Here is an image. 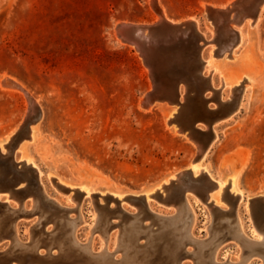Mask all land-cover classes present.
I'll return each instance as SVG.
<instances>
[{"label": "rangeland", "instance_id": "obj_1", "mask_svg": "<svg viewBox=\"0 0 264 264\" xmlns=\"http://www.w3.org/2000/svg\"><path fill=\"white\" fill-rule=\"evenodd\" d=\"M154 1L153 4L151 0H0V141L7 138L9 132L19 129L26 117L31 121V125L39 120L40 133L37 140L30 142V145L27 144L29 147L27 148L26 145L23 151L17 150V146L22 141H27L26 136L20 140L14 151L17 150L15 153L17 161L27 156L35 159L36 171L40 169L39 176L41 175L42 181H36L35 186L25 187L22 190L0 187V202H7L0 204V218L7 216L2 227L4 237L0 239L2 254L9 253L10 256H16L22 251V254L37 258L38 252L43 254L62 252L61 249L71 243L69 239L66 241L64 239L71 232V229H68L69 223L78 215L80 204L86 221L79 225L77 231L82 243L74 247L76 253H82L84 257H93L86 250L85 242L92 234L90 229L94 223L91 220L95 213L99 214L101 226L111 230V243L118 231L123 237L124 228L132 221L142 224L140 231H143V234L139 232L131 239L127 251V255L135 259L134 264L141 261H151V264H170L171 259V264H193V262L200 264L199 252L202 251V243L198 244L187 235V232H182L187 226L178 223L183 206L186 208L187 196L191 198L198 213L194 232L200 238H206L210 234L206 215L209 213V208L214 211V230L219 237L216 242L205 247L206 264H214L213 253L216 245L213 244L224 238L227 241L220 245L218 260H223L228 253L235 259L238 251L242 250L239 242L232 238V234L237 229V207L240 215L242 214L241 217L243 216V223L245 220L244 229L248 235L251 237L256 235L259 238L264 236V14L261 21L250 28L249 41L237 49L235 53L237 57L222 60L224 56L220 54L224 47L229 48L233 43L236 44L237 35L230 27L234 26L233 24H235L234 28L239 27L241 23L238 20L245 17L259 0H247L248 3L244 6H241L243 5L241 3L237 17L232 16L234 11L219 14L224 17L223 20L219 16L209 17L207 7L212 4L229 5V0ZM231 1L234 3L237 0ZM249 5L252 6L248 8ZM161 8L165 10L168 18L177 21L176 23L184 22L192 16L200 20V30L206 34L208 40L201 53L206 60L211 55L210 47L213 46L218 53L215 59L219 60L217 61L219 71L214 72L212 76L217 89L215 96L223 95L226 98L230 92L228 84L222 88L221 74L234 79L246 72L254 78V84L249 87L248 99H245L244 103L246 100L247 102L234 113L214 123L218 130V137L215 139L217 144L206 158L214 174L223 176L240 174V183L245 194L239 198L227 187L226 199L223 200L227 211L222 210L221 207L217 208L213 202L212 205L208 203L211 200L207 199V194L215 181L203 173L194 179L195 176L188 168L192 159L197 156V144L205 149L209 139L208 133H195L191 136L187 131V136L191 138L189 140L183 130L180 131L181 133L175 132L172 125L177 124L170 125L166 118L167 111L171 109L170 105L177 104L163 99L156 102L171 104L154 106L146 110L143 100L140 102L154 86L152 70L136 44L120 36L118 25L124 21L135 24L141 22L144 25L157 23L155 18L160 15ZM246 17L248 19L250 16ZM251 18L254 20V17ZM200 43L202 44V40ZM203 71L210 76L208 69ZM5 74L9 77H4ZM10 78H14L17 83L21 82L19 84H23L22 87L26 91L1 87L5 85L10 88V85L6 84ZM180 85L185 89L184 83ZM241 90L242 85L236 88L235 95L231 98L234 99L232 103L236 102ZM212 95L214 92L208 90L206 96L209 98ZM140 103L144 107L140 106ZM209 105L217 107L216 100L211 99ZM228 110V106L223 107L221 113ZM198 124L205 125L202 122ZM16 132L18 130L14 134ZM23 135H27V129L17 133L11 142L12 146ZM4 150L6 152V148ZM0 168L2 173L4 171L2 164ZM174 172L177 173L175 180L167 183V189L163 188L165 190L163 196L160 194L163 190H160L151 197L152 200L150 198L153 207L156 210L164 209V213H167L165 216H171L170 219L156 214L149 208L148 203L147 205L143 202L145 201L143 197L136 200L127 196L123 203H116L108 195L106 198L98 194L107 190L110 192L119 190L118 192L124 191L125 194L132 195L143 194ZM181 173L184 175L181 176ZM33 175L35 176V172ZM56 176L66 183L88 184L97 191L93 196L83 195L74 190L69 192L55 184ZM23 186H27L26 182L23 185L20 183L17 188ZM200 186L203 191L199 190ZM70 195L73 197L68 202L67 198L69 199ZM33 202L38 203L35 207L38 213L35 212V215L34 211H28L32 208ZM8 204L19 209L11 211ZM25 204L27 210L22 209ZM220 209L227 215L223 212L221 214ZM39 219L40 223L36 224ZM223 221L225 222L222 223ZM14 222L17 223L18 234L24 245L15 244ZM177 224L178 226L167 231L164 237L160 236L163 228ZM31 228H35L37 233ZM39 236L40 244L35 245ZM93 236L94 248L98 250L102 242L106 241L105 236L99 230H96ZM170 236L175 240L173 241ZM256 250L257 254L246 264H261V262L264 264V246H258ZM120 254L125 256L123 251H117L113 255ZM113 255L112 258L116 261L113 264L125 262L122 255L119 258ZM154 255H158V258ZM26 259L20 260L27 263ZM13 261L16 263L17 259ZM46 261L49 262L44 259L41 264H47ZM125 264L130 263L125 262Z\"/></svg>", "mask_w": 264, "mask_h": 264}, {"label": "bare ground", "instance_id": "obj_2", "mask_svg": "<svg viewBox=\"0 0 264 264\" xmlns=\"http://www.w3.org/2000/svg\"><path fill=\"white\" fill-rule=\"evenodd\" d=\"M152 1V3L154 4V0H151ZM157 2V1H156ZM232 1L231 0H229V5H227V4H223V5H216V4H212V6L213 7H216V8H218V9H220V10H222V11H220L221 12V14H228V13H230L231 11H232V13H233V11H234V14H232V16L233 17H237L238 16V10H239V8H236V7H233V3H231ZM235 2V1H234ZM218 6V7H217ZM243 6H244V4H243ZM239 7H241V6H239ZM229 8V9H228ZM252 9V8H251ZM249 10V9H248ZM247 10V11H248ZM159 13V12H158ZM248 13V12H247ZM263 14H264V0H262V2L260 3V5H259V8H258V10H257V13L255 12V11H253V9L252 10H249V13L247 14V15H245V17H243V18H246V19H241V20H238V22H240L241 23V25L239 26V27H235L234 28V26H235V24H233L234 26H231L230 27V29L232 30V31H234L235 32V34L237 35V38L238 39H236L237 40V42H236V44L235 45H233L232 44V46L231 47H229V48H227V47H224V49H223V51H222V53H220L222 56H224L223 58H221L222 60H231L230 58H235V57H237L236 55H235V53L237 52V49H239L241 46H244L245 44H247L248 43V41H249V30H250V28L251 27H253L254 25H257L260 21H261V18H262V16H263ZM161 15V16H160ZM160 17L159 16H156V18H155V20H157V22H160L162 19H166L167 21H169V22H173V23H176L177 21H175V20H172V19H170V18H168V16H167V14H166V12H165V10L164 9H160ZM229 15H231V14H229ZM254 15H255V19L253 20L252 18V20L250 19V17H254ZM217 16H219V18L221 19V20H223L224 19V17H222L221 15H216V17ZM246 16H250L248 19H247V17ZM227 18V17H226ZM229 18V17H228ZM231 19V18H230ZM230 19H229V21H230ZM231 20H233V19H231ZM186 21H192L193 23H194V26H195V28H196V30L198 31V32H200L201 34L203 33V35H204V37H206V34L204 33V32H202L201 30H200V27H199V22H200V20L197 18V17H195V16H192V17H189L188 19H186ZM212 21V20H211ZM154 22V21H153ZM152 22V23H153ZM223 22V21H222ZM122 23V22H121ZM123 23H125V21L123 22ZM130 23V22H129ZM132 23V22H131ZM134 23V22H133ZM154 23H156V22H154ZM226 23H228V22H226ZM235 23V22H234ZM135 24V23H134ZM139 24V23H138ZM140 24H141V22H140ZM148 24V23H147ZM212 24H214V22L212 23ZM217 24V23H216ZM237 24V23H236ZM142 25H144L143 23H142ZM149 25V24H148ZM232 25V24H231ZM238 25V24H237ZM229 26V25H228ZM215 27V26H214ZM213 27V28H214ZM218 28V27H217ZM236 29V30H235ZM117 30V29H116ZM220 30V29H219ZM215 31V30H214ZM216 31H217V29H216ZM217 34V33H216ZM215 35V34H214ZM222 36V35H221ZM119 37V36H118ZM122 37V36H121ZM213 38H214V36H213ZM221 38V37H220ZM123 39V38H122ZM207 39V38H206ZM210 39V38H209ZM226 39V38H225ZM218 40V39H217ZM119 41L120 42H122V40L121 39H119ZM214 41V40H213ZM222 41V40H221ZM211 43H214V42H211ZM217 44V43H216ZM215 44V45H216ZM202 45V44H201ZM132 46V45H131ZM218 46V45H217ZM211 48V55H210V58L208 57L207 58V60L204 58V55L201 53V57L203 58V60H204V69H208V71H210V76L209 77H211L210 79H211V86L213 87V88H216L215 87V81H213V79H214V77H213V79H212V76H213V74H215L214 72H216L217 70L219 71V69H218V66H217V61H219V60H217V59H215L216 57V55L218 54V53H216V50L214 49V47L212 46V47H210ZM210 50V49H209ZM229 51V53H227ZM153 55H154V59L156 58V57H160V58H162V60H161V69L159 68L158 70L157 69H155L157 72H160V71H165V69H171V68H173V66H172V64L171 63H174V61L176 62V61H181V59H180V53H176V54H170L167 50H165L164 52H162L161 54L159 53V52H156V50H154L153 51ZM144 56V55H143ZM220 59V60H221ZM169 62V65H167V66H164L163 67V62ZM228 63V62H227ZM221 64V63H220ZM152 65H154V60L152 61V63L151 64H149V66L151 67L150 69L152 70V72L154 71L153 70V67H152ZM171 65V66H170ZM168 67H170V68H168ZM203 69V70H204ZM161 73V72H160ZM158 74V76L156 77V80L159 82V83H162V84H164V85H168V86H173V84H174V81L171 79V78H167L166 77V75L165 74ZM206 72H204L203 71V75H205L206 76V74H205ZM7 76V74H5V76L4 77H6ZM179 76V75H178ZM9 77V76H8ZM8 77H6V78H8ZM3 78V77H2ZM220 79L222 80L221 82H222V88L224 87V86H226L227 84L229 85V89H230V92H229V94H228V96H226V98L225 97H223V95H222V97H220V99L222 100V101H227V100H230L231 98H233L234 97V92L236 91V88H237V86H240V85H242V90L240 91L241 93L239 94V96H238V98H237V103H236V107H235V109L234 110H232L231 112H229L227 115H229V114H231V113H234L235 112V110L236 109H240V106L241 105H244L246 102H247V100H246V102L244 103V101H245V99H248L247 98V95H248V93H249V87L251 86V84H254L253 82H254V78L250 75V74H248V73H241V74H239L238 76H236L234 79L233 78H230V77H227V76H225L224 74H221L220 75ZM5 80V79H4ZM4 80H2V81H4ZM182 82L181 83H184L185 84V89L179 84V86H178V88H179V100H180V102H184V98H185V96H186V94H187V84H186V81L185 80H181ZM214 82V83H213ZM20 84H21V82H19ZM19 83H17V82H15V80H14V78H10V79H8L7 80V83L6 84H8V85H10V88H8V87H6L5 85H1V87H3L4 89L6 88V89H10V90H15L16 88H19V89H22V90H24V91H26V89H24L22 86H23V84L22 85H20ZM153 86V85H152ZM253 87V86H252ZM251 87V88H252ZM152 90V89H151ZM19 91V90H18ZM224 92V91H223ZM25 93V92H24ZM31 95V94H30ZM215 92H214V95H212V96H210L209 97V100H211V99H215L216 100V98H215ZM214 96V97H213ZM207 97V96H206ZM208 98V97H207ZM142 100H144V99H141V101L140 102H142ZM232 100H234V99H232ZM29 101V100H28ZM217 101V100H216ZM30 102V101H29ZM156 102V101H155ZM154 102V103H155ZM232 102V101H231ZM39 103V102H38ZM171 104V103H170ZM169 103H166V102H156L153 106H146V107H144V106H142L141 105V103H140V106H142V107H144V109H146V110H150L152 107H154V106H160V107H162V106H164V105H170ZM226 105V103H224L223 104V106H225ZM39 106V105H38ZM213 106V105H212ZM208 107L209 108H211V109H217V107H211L209 104H208ZM226 107V106H225ZM170 110L169 111H167L168 113H167V120H168V123H170V125L172 124V123H176L177 125H172L173 127L172 128H174V131L175 132H177V133H181V132H183V131H181L182 130V128L180 127V124L178 123V122H176L177 121V116H176V114H181V111L180 110H182L181 109V107H180V104H177V105H175V106H171L170 105ZM238 111V110H237ZM34 114H35V112H33ZM40 115V114H39ZM227 115H225L226 117H227ZM225 116H223L224 118H226ZM197 117V116H196ZM223 117H221V118H223ZM220 118V119H221ZM223 118V119H224ZM230 118H231V116H230ZM35 119H37V118H35ZM39 121V120H38ZM38 121H35V122H33V124L30 126V133H29V136H27L28 137V139H30V140H28L27 139V141H22V143L19 145V146H17L18 148H17V150H20V151H23V148H25V146L27 145V144H29L30 142H32V141H34L35 139L37 140V136L39 135V133H40V127H39V123H38ZM217 121V120H216ZM215 121V122H216ZM218 121H219V119H218ZM199 122H202V124L204 123L206 126H207V124H206V122H204V121H202V120H200V119H197V123H199ZM214 122V123H215ZM167 123V124H168ZM214 123L212 124V130H213V133H214V135H213V137H212V139L210 140V142H209V144H208V146H207V148H205V149H203L202 148V145H200L199 143L197 144V156L194 158V159H192V161L190 162V164H189V166H188V168L191 170V173L195 176V177H197V175H199L200 173H203V174H206L207 176H209V177H211L214 181H215V184H214V186L210 189V191H209V193L207 194V199L208 200H211L210 202H208V203H210L211 204V202H213L214 204H216L217 206V208L218 207H221L222 208V210H224V211H227L228 209L227 208H225L224 207V204L225 203H223V200H225L226 199V197H225V193H226V188L227 187H229V189L231 190V192L234 194V195H237L239 198H242L244 195L243 194H245L244 193V191H243V189H242V187H241V183H240V174L238 175L237 173H232V174H228V175H226V176H223V175H220L219 173V175H217V174H214L211 170H210V166H209V164H207L208 162H206V158H207V156L210 154V152H212L211 150L213 149V147L217 144V142L215 141V139L218 137V134H217V128H216V125L214 126ZM219 124V123H218ZM217 124V125H218ZM201 125V124H200ZM199 124H197V126L199 127V128H201V129H203V130H206V128L208 127H205V125H202V126H200ZM177 126H179V128L177 127ZM214 126V127H213ZM18 127V126H17ZM16 127V128H17ZM19 128V127H18ZM16 130H18V129H15V130H13L11 133L9 132V134H7L8 136H7V138L5 137V139L4 140H1L0 141V152L2 153V154H5V150H4V148H6L8 145H9V141H10V138H11V136H13V134H14V132L16 131ZM181 131V132H180ZM185 133H184V135L190 140L191 138H189L188 136H187V131H184ZM198 134V133H197ZM182 135V134H181ZM188 135H190V134H188ZM24 137L26 136V135H23ZM22 136V137H23ZM192 136V135H191ZM200 137V136H199ZM21 138V137H20ZM195 138V137H194ZM208 139V138H207ZM19 140L20 139H18V141L17 142H19ZM202 140V139H201ZM200 140V141H201ZM204 140V139H203ZM218 140V139H217ZM195 142H197L196 140H194ZM199 141V140H198ZM191 142V141H190ZM193 142V141H192ZM30 145V144H29ZM29 145H27V148L29 147ZM205 146H206V144H205ZM16 148V147H15ZM215 148V147H214ZM17 150H16V152L15 153H17ZM7 151V150H6ZM31 154V153H30ZM209 157V156H208ZM1 158V157H0ZM15 159H16V157H15ZM17 160V159H16ZM20 160V159H19ZM18 162H20V165H22V164H25V166H27V167H30V168H37L35 165H36V163H35V159H32L31 157H29V156H27V157H23L20 161H18ZM0 164H1V159H0ZM4 167V166H3ZM5 168V167H4ZM3 168V169H4ZM38 168H40V167H38ZM38 170V169H37ZM39 171H40V169H39ZM39 171H37V178H38V181H41V178H40V176H39ZM180 173V172H179ZM42 174V173H41ZM176 172H174V173H172V175H170V176H168V178H166L163 182H161L160 181V183L157 185V186H155V187H153V188H151V189H149V190H146L142 195H143V198H144V200L145 201H143V202H145L146 204L148 203L149 204V208H151V209H153L155 212H156V214H160V216H162V215H164L163 217H165V218H168V219H170V217L171 216H165L167 213H164V209H160V210H156L154 207H153V203H151V201H150V198L151 197H153V196H155V193L156 192H160V190H163V188H165V189H167L168 187V185H167V183H169L171 180H175V177H176ZM183 173H181V176H183L182 175ZM180 175V174H179ZM179 175H177V176H179ZM55 176V175H54ZM183 178V177H182ZM201 178V177H200ZM203 178V177H202ZM179 179H180V176H179ZM197 179V178H196ZM51 180V179H50ZM54 180H55V184L59 187V188H61V189H64V190H68L69 192H71V191H76V192H81V194H83V195H90V196H93V195H95V191H97V190H95L94 188H92V186H90V185H88V184H85V183H82V184H79V185H75V184H70V183H66L65 181H63L60 177H58V176H56L55 178H54ZM180 180H182V179H180ZM187 180H185V182H186ZM42 182V181H41ZM182 182H183V180H182ZM182 182H180V183H182ZM22 183V185L25 183V182H21ZM188 183V182H187ZM44 184V183H43ZM185 184V183H184ZM183 185V184H182ZM21 186V185H20ZM35 186V185H34ZM185 186H186V184H185ZM43 187H44V185H43ZM195 188V187H194ZM210 188V187H209ZM39 189V188H38ZM187 189V188H186ZM190 188L188 187V190H189ZM44 190H45V192H46V189H45V187H44ZM194 190V189H193ZM199 190L200 191H203V188L200 186L199 187ZM5 191V190H4ZM9 191V190H8ZM39 191V190H38ZM119 191V190H118ZM118 191H108L107 190V192H99L98 194L101 196V197H105L106 195H108L109 197H111V196H113V197H111L112 199H114V201H116V203H119V202H122V201H124V200H126V198H127V196H130V195H132V194H125L124 193V191L123 192H118ZM121 191V190H120ZM126 191V190H125ZM192 191V190H191ZM195 191V190H194ZM10 192V191H9ZM9 192H8V194H9ZM79 192V193H80ZM137 192V191H136ZM165 192V190H163L162 192H160V194H161V196H163V193ZM186 192V191H185ZM38 193H40V192H38ZM47 194H48V192H46ZM128 193V192H127ZM131 193V192H130ZM133 193H134V191H133ZM141 193V192H140ZM181 193V192H180ZM3 194V193H2ZM1 194V195H2ZM7 194V195H8ZM32 194V193H31ZM70 194V193H69ZM72 194V193H71ZM137 194V193H136ZM179 194V193H178ZM264 194V193H263ZM17 195V194H16ZM33 195V194H32ZM37 195V194H36ZM140 194H138V195H136V196H139ZM199 195V194H198ZM259 195H260V193H259ZM35 196V195H34ZM108 196H106V198L108 197ZM187 196V195H186ZM3 197V196H2ZM12 197V196H11ZM68 197V196H67ZM71 197H73V195H70V197H69V199L67 198V201L68 202H70L71 201ZM115 197V198H114ZM166 197V196H165ZM175 197V196H174ZM264 197V196H263ZM6 198V197H5ZM91 198V197H90ZM139 198L140 197H137L136 198V200H139ZM0 199H1V196H0ZM9 199H10V197H9ZM74 199H76V198H74ZM77 199H79V198H77ZM81 199V198H80ZM168 199H170V198H168ZM204 199H205V197H204ZM236 199V198H235ZM54 200V199H53ZM55 200H57L60 204H63L62 203V201H59L58 199H56L55 198ZM64 200H66V198L64 199ZM151 200H152V198H151ZM172 200H173V198H172ZM207 200V201H208ZM243 199H241V201H242ZM105 201V200H104ZM3 202H5V201H3ZM10 202V201H9ZM133 202V201H132ZM5 203H7V202H5ZM115 203V204H116ZM123 203V202H122ZM184 203L185 202H183V204L182 205H184ZM240 203V202H239ZM264 203V202H263ZM14 204V203H13ZM28 204H29V202H28ZM103 204V203H102ZM143 204V203H142ZM147 204V205H148ZM228 204V203H227ZM247 204V203H246ZM179 205H180V203H179ZM212 205V204H211ZM17 206H18V203H17ZM38 206V203H32V208L30 209V210H28V211H34L33 213H34V215H35V212H37V211H35V207H37ZM108 206V205H107ZM116 206H118V205H116ZM124 206H125V204H124ZM145 206V205H144ZM51 207V206H50ZM53 207H55V206H53ZM113 207V206H112ZM184 208H185V206H183ZM182 207V208H183ZM240 207V206H239ZM247 207V206H246ZM8 208H9V210H11V211H16L17 209H19V208H14L12 205H10V204H8ZM40 208V207H39ZM41 208H43V207H41ZM44 208H46V207H44ZM124 208H126V207H124ZM143 208H145V207H143ZM180 208V207H179ZM183 208V211H181V210H179V211H181L180 212V217H179V219H178V221H180V222H178V223H181V225L182 224H185V227L187 226V227H189V229L186 227L185 228V230H182V232H187V235H189L190 236V238L193 240V241H195V242H197L198 244L199 243H202L201 245H202V251H200L199 252V254H200V264H206V259H205V247L208 245V244H211V243H214V242H216L218 239V233L216 232V230H214V215H213V212L211 211V209L209 208V213L206 215V217L208 218V230H210V234L206 237V238H200L199 236H197V235H195V232H194V228H195V226H196V224H197V220H198V213H197V211H196V209H195V207H194V205H193V203L191 202V198H189V196H187V201H186V208L184 209ZM203 208V207H202ZM211 208H213V206L211 207ZM214 208H215V206H214ZM249 208V207H248ZM248 208H246V210H248L249 211V209ZM22 209L24 210H27V206H26V204L24 205V206H22ZM21 209V210H22ZM47 209V208H46ZM110 209H112V208H110ZM133 209V208H132ZM44 210V209H43ZM118 210V209H117ZM147 210V209H146ZM203 210V209H202ZM215 210V209H214ZM221 210V209H220ZM221 210V214H222V211ZM97 211V210H96ZM133 211V210H132ZM66 212V211H65ZM123 212V211H122ZM147 212H149V211H147ZM166 212V211H165ZM168 212V211H167ZM172 212V211H171ZM177 212V211H176ZM11 213V212H10ZM38 213V212H37ZM52 213V212H51ZM128 213V212H127ZM144 213V212H143ZM142 213V214H143ZM218 213V212H217ZM216 213V214H217ZM224 213V212H223ZM226 213V212H225ZM224 213V215H227V214H225ZM227 213H229V212H227ZM242 213V212H241ZM68 214V213H67ZM93 214V213H92ZM123 214H124V212H123ZM147 214V213H146ZM206 214V213H205ZM47 215H48V213H47ZM51 215V214H50ZM125 215H126V213H125ZM170 215V214H169ZM172 215V214H171ZM219 215V214H218ZM236 215H237V229L235 230V232L232 234V238H234L235 240H237L238 242H239V244H240V246H241V248H242V250L240 251H238V253H237V258H235V259H233L232 258V256L230 255V253H228V254H226L225 255V257H224V259L223 260H218L217 259V253H218V250H219V248H220V245L222 244V243H224L225 241H227L225 238H224V240H221V241H218L216 244H213V245H216V247H215V251H214V256H213V262H214V264H246V263H248L250 260H251V258L252 257H254L256 254H257V248H258V246H264V236L261 238H259V237H256V235H255V237H251L250 235H248V233L245 231V229H244V226H246V225H244V223H245V220H244V223H243V219H242V217H241V215H240V212H239V209H238V207H237V211H236ZM11 217H12V215H10ZM46 216V215H45ZM49 216V215H48ZM56 216V215H55ZM65 216V215H64ZM71 216V215H70ZM92 216V215H91ZM220 216V215H219ZM263 216V215H262ZM17 216H15V218H16ZM113 217V216H112ZM172 217H174V215L172 216ZM6 218H7V216L5 215V216H3V217H1L0 218V239L1 238H3L4 237V234H3V232H2V227L4 226V224H5V222H6ZM14 218V217H13ZM57 218H59V217H57ZM56 218V219H57ZM119 218V217H118ZM117 218V219H118ZM121 218V217H120ZM46 219V218H45ZM156 219V218H155ZM219 219V218H218ZM234 219V218H233ZM10 220V219H9ZM47 220V219H46ZM91 220V219H90ZM165 220V219H164ZM173 220V219H172ZM206 220V219H205ZM221 220V219H220ZM227 220V219H226ZM37 221V220H36ZM42 221H43V219H42ZM86 220H85V217H84V214H83V212H82V208H81V206H80V204H79V206H78V215L76 216V217H74V218H72L71 219V221H70V223H69V228L68 229H71V232L69 233V235L67 234L66 235V238L64 239L65 241L67 240V239H69L70 240V244L66 247V248H64V249H61L62 250V252H59V253H53V252H47V253H45V254H43L42 252H38V257L37 258H35V256H30V255H25V254H22L23 252L21 251V256L20 255H12V256H10V255H8V254H2L1 252H0V258H8V259H10V260H14L15 258L17 259V262H20V261H24V260H20V259H25V258H27L26 260H27V264H41V262H43V260L44 259H47L49 262H47L46 261V263L47 264H59V263H64V262H71L72 264H91V263H98V264H113V263H115L116 261H115V259H113L112 258V255L113 254H116V252L117 251H123V253L125 254V256L124 255H122V254H120V255H113L114 257H116V258H119L121 255L123 256V259H125L124 261L125 262H128V263H130V264H134V260L135 259H133V258H131L129 255H127V251L129 250V245L131 244V239H133V238H135L136 236H137V234L139 233V232H141L140 230H141V225L142 224H139V222L138 221H132L131 223H129V225L128 226H126L124 229H125V232L122 234L123 235V237H121V233H120V231H118L117 233H116V235L114 236L115 238L113 239V242L111 243V239H112V233H111V230H108L106 227L104 228V227H102L101 226V220H100V217H99V214H95L94 213V216H92V220H91V222L92 223H94L93 224V226H92V228L90 229L91 230V232H92V234L91 235H89L88 236V240L85 242V244L87 245V249L86 250H88L89 251V253L93 256V257H84L83 255H81L82 253H76L75 252V250H74V247H76V246H80V244L82 243V241H80V239H79V237H78V235H77V231H78V228H79V225H81L82 223L84 224V222H85ZM171 221V220H170ZM204 221V220H203ZM34 222H35V220H34ZM52 222V221H51ZM225 221H223L222 223H224ZM227 222V221H226ZM247 222V221H246ZM36 224H39L40 223V219L37 221V222H35ZM45 223V222H44ZM44 223H41V224H43L44 225ZM56 223V222H55ZM116 223V222H115ZM156 223H158V222H156ZM176 223V222H175ZM203 223V222H202ZM262 223V222H261ZM149 224V223H148ZM159 224V223H158ZM161 224V223H160ZM171 224V223H170ZM219 224V223H218ZM226 224V223H225ZM264 224V223H263ZM65 225V224H64ZM110 225V224H109ZM153 225V224H152ZM202 225V224H201ZM55 226H57V225H55ZM115 226H118V225H115ZM158 227H159V225H157ZM164 226V225H163ZM165 226H166V224H165ZM176 226H178V224L177 225H174V226H170V228L169 227H167V228H163V230L160 232V236L161 237H164L165 235H166V232L167 231H169V230H171V229H173V228H175ZM183 226V225H182ZM11 227V226H10ZM41 227V226H40ZM61 227V226H60ZM200 227H202V226H200ZM219 227H220V225H219ZM223 227V226H222ZM179 228V227H178ZM204 228V227H203ZM14 229H15V235H14V237H13V239L15 240V244H17V245H24V242H22L21 241V239H20V237H19V234H18V227H17V223L16 222H14ZM32 229V231H34V232H36L37 233V231H35L34 229L35 228H31ZM50 229V228H49ZM220 229V228H219ZM48 230V229H47ZM96 230H99V232L101 233L102 232V234L105 236V239H106V241L104 242L103 240H101V241H103L102 242V244L100 245V247H99V249L97 250V249H95L94 248V246H95V243H94V240H95V237L93 236V233L96 231ZM207 230V231H208ZM212 230L214 231V234L212 235ZM29 231H30V229H29ZM143 232V231H142ZM141 232V233H142ZM199 232V231H198ZM5 233V232H4ZM30 233V232H29ZM32 233V232H31ZM57 233V232H56ZM90 233V232H89ZM149 233V232H148ZM143 234V233H142ZM145 234V233H144ZM182 234V233H181ZM186 234V233H185ZM184 234V235H185ZM183 235V236H184ZM186 235V236H187ZM226 235V234H225ZM58 236V235H57ZM178 236H180V235H178ZM222 236H224L223 234H222ZM227 236V235H226ZM9 237H10V235H9ZM171 237V239L174 241L175 240V238H172L173 236H170ZM143 238H145V237H143ZM185 238V237H184ZM103 239V238H102ZM148 239V238H147ZM188 239V238H187ZM190 239V240H191ZM164 240V239H163ZM163 240H162V242H163ZM178 240V239H177ZM189 240V241H190ZM135 241V240H134ZM138 241H139V239H138ZM165 241V240H164ZM172 241V242H173ZM40 242V236L36 239V242L34 243L35 245L36 244H38ZM64 242V241H63ZM171 242V243H172ZM187 241H185V243H186ZM65 243V242H64ZM173 243H176V242H173ZM178 243V242H177ZM179 243H180V241H179ZM188 243V242H187ZM40 244V243H39ZM38 244V245H39ZM84 244V243H83ZM143 244V243H142ZM158 244V243H157ZM180 244H182V243H180ZM193 244V243H192ZM195 244V243H194ZM29 245H31V244H29ZM52 245V244H51ZM155 245H156V243H155ZM163 245H164V243H163ZM177 245V244H176ZM45 246V245H44ZM112 246H114V249H112ZM157 246V245H156ZM167 246V245H166ZM186 246V245H185ZM33 247V246H32ZM53 247H55V246H53ZM170 247H171V244H170ZM195 247V246H194ZM201 247V246H200ZM212 247V246H211ZM19 248V247H18ZM58 248V247H57ZM153 247H151V249H152ZM168 248V247H167ZM182 248V247H181ZM30 249V248H29ZM139 249V248H138ZM163 249H164V246H163ZM170 249V248H169ZM173 249V248H172ZM201 249V248H200ZM207 249V248H206ZM23 250H25V249H23ZM37 250V249H36ZM84 250V249H83ZM97 250V252L96 253H94V251H96ZM140 250V249H139ZM150 250V249H149ZM59 251V250H58ZM145 251H147V250H145ZM162 251V250H161ZM184 251V250H183ZM196 251V250H195ZM157 252V251H156ZM167 252V251H166ZM172 252V251H171ZM212 252V251H211ZM227 252V251H226ZM225 252V253H226ZM148 253V252H147ZM153 253V252H152ZM158 253V252H157ZM156 253V254H157ZM162 253V252H161ZM165 253V252H164ZM163 253V254H164ZM169 253V252H168ZM192 253V252H191ZM198 253V252H197ZM224 253V254H225ZM31 254V253H30ZM133 254V253H132ZM136 254H138L137 252H136ZM140 254V253H139ZM163 254H161V255H163ZM171 254V253H170ZM182 254V253H181ZM194 254H195V252H194ZM258 254H260V253H258ZM31 255H33V254H31ZM36 255V256H37ZM160 255V254H159ZM187 255V254H186ZM196 255V254H195ZM262 255V254H261ZM260 255V256H261ZM154 256H157V258H158V255H154ZM153 256V257H154ZM172 256V255H171ZM210 257H211V255H209ZM264 256V255H263ZM152 257V258H153ZM182 257H183V255H182ZM187 257V256H186ZM20 258V259H19ZM168 258H169V256H168ZM176 259H178V258H176ZM169 260V259H168ZM173 260H174V257H173ZM210 260H211V258H210ZM16 261V260H15ZM120 261V260H119ZM157 261H158V259H157ZM178 261V260H177ZM198 261V260H197ZM125 262L124 263H120V264H125ZM171 262H172V259L170 260V264H171ZM176 262V261H175ZM210 262V261H209ZM24 263H26L25 261H24ZM119 263V262H118ZM117 263V264H118ZM151 264V261H149V262H138V263H136V264ZM166 263V262H165ZM167 263H168V261H167ZM183 263V262H182ZM68 264H70V263H68ZM162 264V263H161ZM173 264V263H172ZM176 264V263H175ZM193 264H194V262H193ZM261 264H263L262 262H261Z\"/></svg>", "mask_w": 264, "mask_h": 264}, {"label": "water", "instance_id": "obj_3", "mask_svg": "<svg viewBox=\"0 0 264 264\" xmlns=\"http://www.w3.org/2000/svg\"><path fill=\"white\" fill-rule=\"evenodd\" d=\"M262 0L255 5L253 11L257 13L260 3ZM248 3L247 0H237L232 5L238 8L240 4ZM243 6V5H241ZM252 5H249L250 8ZM229 9V8H228ZM222 10L214 8L212 6L207 7V12L209 17H213L221 14ZM255 19V15H254ZM119 34L124 39L129 40L136 44L144 55L145 60L148 64H151L154 60L153 67V79L154 86L152 90L146 93L143 100L145 106L153 104L155 101L167 99L172 104H180L182 110L181 114H176L177 121L183 131H188V134H206L208 133V141L206 147L208 146L210 140L212 139L214 133L212 130V124L220 119L221 117L227 115L229 112L235 109L236 103H232L231 99L227 101H222L220 96H215L217 109H211L208 107L210 102L209 98L206 97L207 91L212 90L217 93V89L211 86V79L209 76L203 75L204 60L201 57V49L203 50L205 44L208 42L203 33L198 32L192 21H184L180 23L169 22L166 19H162L160 22L151 25H142L134 23H122L118 25ZM189 30V31H188ZM238 39V38H237ZM202 40V45L200 41ZM237 42V40H236ZM159 52L160 54L167 50L170 54L180 53L181 61H174L171 63L173 68L165 69V71L157 72L155 69H161L162 58L156 57L154 59L153 51ZM163 67L169 65V62H163ZM171 66V65H170ZM170 68V67H168ZM165 74L166 77L171 78L174 81L173 86L164 85L156 80L158 74ZM179 75V76H178ZM185 80L187 84V94L184 98V102L179 100V84ZM238 87V86H237ZM228 106V111L221 113V109ZM34 106H32L33 109ZM197 116V117H196ZM20 125L18 132H16L9 141V145L6 147L5 154L0 152L1 164L5 167L4 171L1 173L2 168H0V187L1 189H13L22 190L25 187H30L38 181L37 171L35 168H30L25 166V164L20 165L15 159V147L19 144L20 140L24 138L21 137L19 142H16L12 146L11 142L15 139L17 133L27 129V135L30 133L31 121L27 120ZM197 119H200L207 124L206 130H203L197 126ZM25 136V137H26ZM189 171H191L189 169ZM35 172V176L33 173ZM209 177V176H208ZM36 178V180H35ZM196 177H194L195 179ZM26 182L27 186L17 188L21 182ZM174 181V180H172ZM80 192V191H79ZM81 193V192H80ZM113 197V196H111ZM132 199L137 197H143L142 194L139 196L130 195ZM115 198V197H114ZM0 204H5L0 202ZM8 258H0V264H27L24 261L16 262ZM69 262L59 263L68 264Z\"/></svg>", "mask_w": 264, "mask_h": 264}]
</instances>
